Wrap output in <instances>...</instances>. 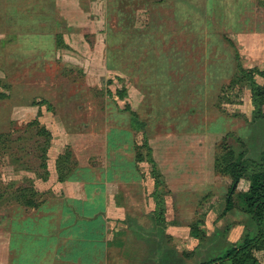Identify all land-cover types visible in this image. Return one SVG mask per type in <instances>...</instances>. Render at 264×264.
Here are the masks:
<instances>
[{
  "label": "rangeland",
  "instance_id": "obj_1",
  "mask_svg": "<svg viewBox=\"0 0 264 264\" xmlns=\"http://www.w3.org/2000/svg\"><path fill=\"white\" fill-rule=\"evenodd\" d=\"M34 2L0 0V264L33 261L20 244L46 230L35 216L47 202L73 192L63 182L71 171L118 159L135 162L145 196L143 215L134 210L126 223L133 241L148 242L162 213L168 264H231L227 252L246 240H258L253 253L264 264L245 207L264 172V109L248 81L230 87L240 67L264 72V0H103L95 24L85 3L62 0L47 13ZM226 142L246 167L230 212L231 179L215 169Z\"/></svg>",
  "mask_w": 264,
  "mask_h": 264
},
{
  "label": "crops",
  "instance_id": "obj_2",
  "mask_svg": "<svg viewBox=\"0 0 264 264\" xmlns=\"http://www.w3.org/2000/svg\"><path fill=\"white\" fill-rule=\"evenodd\" d=\"M9 1H14L15 8H24L21 5L23 1L32 3L35 1L32 7H40L48 13L49 9H57V3L62 0ZM75 3H85L93 12L94 16L89 17L90 24L102 21L100 20L101 15L98 14L103 0H75ZM46 17L57 16L49 14ZM114 149L118 151L119 148ZM119 162L120 159L106 169H85L83 173L75 171L76 173L70 175L65 184H68L73 192L70 195L65 193L62 198H57L55 203L47 202L48 208L45 213L35 216L40 219L46 230L38 231V233L33 231L35 234L24 239L28 243L20 244L21 251L25 248L28 250L25 252L30 254L29 258L35 256L29 264H117V262L168 264L169 258L165 252L168 250L166 241L172 235L171 230L168 235L165 228L157 227V230L146 236L148 242L143 238L134 241L131 239L134 231L126 228V223L128 217L136 213H139L137 215L142 214L136 206H145V196L137 183L140 176L135 171V162L128 163L127 167ZM114 185H121L119 186L120 202L117 205L111 202L110 192ZM130 200L134 202L131 206L127 204ZM134 210L138 212L135 213ZM152 217L156 219V214ZM140 218L143 220L144 217L140 216ZM6 225L4 227H7ZM116 225L124 228H118ZM148 229L144 227L142 232L147 234ZM150 235L153 237L152 240ZM120 236L121 240H119ZM144 243H150V248L155 251L154 257L151 258L149 244L146 247ZM182 256L183 253L181 258ZM170 257L173 258L172 255ZM29 258L26 259L27 262ZM150 259L156 263L151 262ZM163 259L167 263L162 262ZM185 260L189 261L186 258ZM171 261L175 264H182L176 259Z\"/></svg>",
  "mask_w": 264,
  "mask_h": 264
},
{
  "label": "trees",
  "instance_id": "obj_3",
  "mask_svg": "<svg viewBox=\"0 0 264 264\" xmlns=\"http://www.w3.org/2000/svg\"><path fill=\"white\" fill-rule=\"evenodd\" d=\"M239 76L236 80L233 81V84L230 87L236 88L241 82L248 81L252 85V97L253 104L256 109L263 110L264 109V87H259L255 80V75L260 77H264V72L259 69H251L244 70L240 67ZM117 95L121 97V92L118 91ZM5 95L0 93V99H3ZM136 160L141 162L142 155L137 152ZM215 169L220 171V173L225 174L231 179V184L228 190V194L226 196V212H230L234 209V196L238 190L241 179L244 176L246 167L244 164V154H237L231 146L226 142L222 144V155L215 162ZM76 170L71 171L68 176L63 180V182H67L70 178V175L74 173ZM156 177V189L158 191L159 187L164 185V182L159 181L161 175L156 172L154 174ZM156 198V202L159 204L161 200H159L158 194H154ZM28 207H37L35 203L27 200L25 202ZM245 207L247 213L251 215L253 220L255 221L258 231H259V240L264 239V172L257 173L253 176L251 181V187L249 192L245 195ZM162 213L160 215L156 213V220L158 224L163 226ZM194 224L190 225V229H193ZM258 240H246L242 245H240L236 249H231L227 252L226 260L231 264H258L256 260L253 248L256 249L258 246L256 245ZM183 256L191 261L193 259L190 255L183 253ZM224 262V261H222ZM202 264H216L214 262H206Z\"/></svg>",
  "mask_w": 264,
  "mask_h": 264
}]
</instances>
